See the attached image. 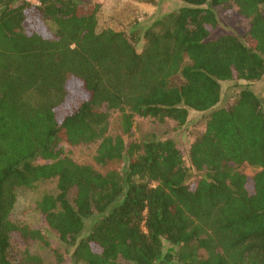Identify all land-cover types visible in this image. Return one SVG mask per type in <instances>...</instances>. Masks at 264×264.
Masks as SVG:
<instances>
[{
  "label": "trees",
  "instance_id": "1",
  "mask_svg": "<svg viewBox=\"0 0 264 264\" xmlns=\"http://www.w3.org/2000/svg\"><path fill=\"white\" fill-rule=\"evenodd\" d=\"M180 1L141 35L99 30L90 0H0V264L43 263L14 243L43 230L12 211L18 187L52 178L57 193L36 208L73 246V264H264V93L251 87L264 81V0ZM219 5L237 7L249 29L212 36ZM241 80L219 107L221 82ZM111 110L129 135L135 116L181 126L194 110L206 124L187 164L173 138L109 135ZM63 141H99L98 163L125 165L100 172Z\"/></svg>",
  "mask_w": 264,
  "mask_h": 264
},
{
  "label": "rangeland",
  "instance_id": "2",
  "mask_svg": "<svg viewBox=\"0 0 264 264\" xmlns=\"http://www.w3.org/2000/svg\"><path fill=\"white\" fill-rule=\"evenodd\" d=\"M90 3L100 5L98 13L99 30L113 28L122 30L127 33L139 31L143 35V31L152 25L154 21L163 15L176 11L181 8L184 3L180 0H90ZM220 25L212 36L220 34H232L236 32H245L250 27V18L241 15L235 6L219 5L215 7ZM40 23H34L39 28ZM45 30V28L43 29ZM145 40L142 38L138 43V49L142 50ZM222 98L219 107L232 104L246 82L241 80L222 81ZM71 87L75 93L80 92L79 85L71 82ZM252 89L257 93H264V81L253 84ZM61 114L63 110L61 109ZM122 114L118 110H111L109 115V132L108 134L115 137L123 135L126 142L132 140L142 141L152 136L159 139L173 138L176 140L181 149L187 164H190L188 149L192 141H194L205 129L206 114L204 112H190L187 123L179 125L177 121L171 118L159 121L150 117L135 116L132 134H124L122 127ZM63 145L67 154L75 161L82 164H89L100 172H107L112 169H119L125 165L124 160H113L107 164H100L96 161L97 148L99 141L89 144L72 145L68 141H63ZM244 173L252 176L257 172L258 168L250 165H243L239 168ZM196 172L192 170V176L189 182H193ZM251 188V186H250ZM17 201L12 211V218L23 222L34 229H42L45 234L44 239L36 240L28 247L19 235H15L14 243L19 251L26 248L32 254L40 256L43 260L42 264H73L70 255L73 246L61 241L56 234L45 228L43 215L36 208L37 201L45 194L57 193V180L47 179L41 180L34 187H18L16 189ZM92 220H87V228L91 225ZM34 264V263H27Z\"/></svg>",
  "mask_w": 264,
  "mask_h": 264
}]
</instances>
